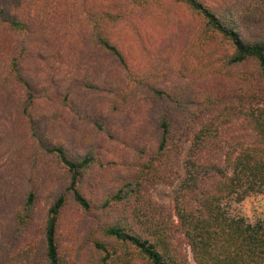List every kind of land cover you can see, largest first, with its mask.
Returning a JSON list of instances; mask_svg holds the SVG:
<instances>
[{
	"label": "trees",
	"instance_id": "trees-1",
	"mask_svg": "<svg viewBox=\"0 0 264 264\" xmlns=\"http://www.w3.org/2000/svg\"><path fill=\"white\" fill-rule=\"evenodd\" d=\"M259 197L264 0H0V264H264Z\"/></svg>",
	"mask_w": 264,
	"mask_h": 264
},
{
	"label": "rangeland",
	"instance_id": "rangeland-1",
	"mask_svg": "<svg viewBox=\"0 0 264 264\" xmlns=\"http://www.w3.org/2000/svg\"><path fill=\"white\" fill-rule=\"evenodd\" d=\"M171 35H173V32ZM176 191L177 184L171 186L157 185L151 189V195L157 202L168 205L172 203ZM242 211L249 219L255 216H264V197L248 199L242 206ZM69 213L70 210L67 211L65 216L68 217Z\"/></svg>",
	"mask_w": 264,
	"mask_h": 264
}]
</instances>
